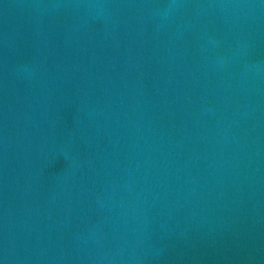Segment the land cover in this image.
<instances>
[{
	"label": "water",
	"instance_id": "obj_1",
	"mask_svg": "<svg viewBox=\"0 0 264 264\" xmlns=\"http://www.w3.org/2000/svg\"><path fill=\"white\" fill-rule=\"evenodd\" d=\"M0 264H264V0H0Z\"/></svg>",
	"mask_w": 264,
	"mask_h": 264
}]
</instances>
